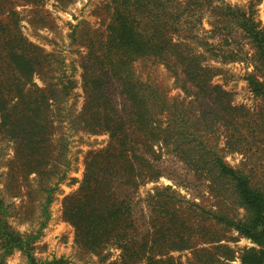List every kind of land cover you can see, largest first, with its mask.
Segmentation results:
<instances>
[{
  "label": "trees",
  "instance_id": "16d2710c",
  "mask_svg": "<svg viewBox=\"0 0 264 264\" xmlns=\"http://www.w3.org/2000/svg\"><path fill=\"white\" fill-rule=\"evenodd\" d=\"M54 1L68 6L75 0ZM9 4L0 0V134L15 149L10 180L28 182L27 194L39 202L41 222L36 232H18L0 195V264L16 251L29 264H66L63 259L37 261L32 244L70 171L68 144L55 135L73 82L56 75L63 62L24 36ZM106 7L105 29L85 39L84 103L70 119L71 128L110 136L105 149L88 154L78 190L63 201L62 216L74 227L76 244L97 254L115 247L120 264H226L235 253L214 245L222 240L207 225L211 216L255 245L241 251V264H264V107L253 111L235 104L233 94L213 82L220 69L205 63L221 42L240 34L251 46L255 68L246 81L264 103V26L252 7L235 8L224 0H109ZM207 14L211 37L203 27ZM238 55L231 51L221 59L229 62ZM139 64L164 66L185 97L168 99L155 76L142 77ZM37 76L45 86L34 82ZM165 147L210 192L245 215L235 219L206 210L171 186L139 198L144 185L165 174L160 165ZM224 152L246 155L253 164L235 168ZM183 251L191 255L186 262L172 255Z\"/></svg>",
  "mask_w": 264,
  "mask_h": 264
},
{
  "label": "rangeland",
  "instance_id": "374dc122",
  "mask_svg": "<svg viewBox=\"0 0 264 264\" xmlns=\"http://www.w3.org/2000/svg\"><path fill=\"white\" fill-rule=\"evenodd\" d=\"M235 8L248 10L252 7L255 17L264 26V0H224ZM109 0H75L68 6H61L57 1L48 0L43 3H28L23 0H10V6L18 15L20 29L24 36L31 42L43 48L47 53L58 57L63 63L56 67V75L63 77L65 81L73 82L71 95L61 104V116L56 118L57 131L55 139L64 138L68 144L67 157L70 161L68 177L61 183L54 194L53 202L49 207L50 218L46 226L40 231L38 238L32 244V253L37 261H52L63 259L66 264H120V251L115 247H109L97 254L83 250L76 244L74 227L63 219V201L67 196L74 194L83 179L85 172L86 157L91 152L105 149L110 142L107 133L93 134L82 128H71L70 119L79 115L84 103L82 88L83 57L87 49L84 46L86 36L97 29H105L108 21ZM218 3V2H216ZM215 3V4H216ZM3 17V16H2ZM210 14L204 18L203 27L207 37H211L212 27L209 19ZM212 19V18H211ZM217 35L215 40L220 39ZM220 42V41H219ZM221 48L211 55H207L206 64L220 69L213 82L222 85L233 94L235 104L245 105L253 111L264 107L263 101L251 91L246 76L255 71L254 64L250 60L251 46L240 34H233L229 43L221 42ZM214 51V50H213ZM231 51L239 52L236 60L224 62L221 57ZM151 64V63H150ZM143 64L138 65V71L142 77L155 76L165 88L168 99H182L183 91L178 89L174 78L164 66ZM260 75V73H259ZM53 82L58 79H53ZM34 82L40 87L45 86L46 81L39 76ZM224 140H220L223 147ZM14 145L0 134V195L10 206V225L22 234L36 232L40 228L41 217L39 214V202L35 201L27 193L28 182L18 178L10 180V161L14 157ZM226 161L233 167L238 168L244 164L252 165L250 159L239 153L224 152ZM160 165L164 175L157 181L144 185L138 192L139 198L144 199L156 189L171 186L181 197L194 201L206 210L228 217L240 219L245 215L243 209H238L228 201H223L209 191L207 185L197 180L180 162L171 149L163 148ZM9 173V175H8ZM35 176L30 177L33 180ZM36 186L35 181L31 182ZM207 217V216H206ZM212 219L207 225L212 226L220 235L221 242L216 243L228 246L235 253L233 261L226 264H241L239 254L244 248L255 245L246 237L240 235L234 228L227 227L224 223H218ZM204 244L203 246H214ZM1 252V251H0ZM172 255L186 262L190 257L189 251L173 252ZM4 264H29L27 257L21 251H16L8 256Z\"/></svg>",
  "mask_w": 264,
  "mask_h": 264
}]
</instances>
